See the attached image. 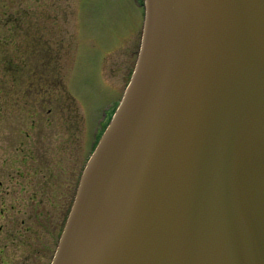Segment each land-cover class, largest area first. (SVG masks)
I'll list each match as a JSON object with an SVG mask.
<instances>
[{
	"label": "water",
	"instance_id": "1",
	"mask_svg": "<svg viewBox=\"0 0 264 264\" xmlns=\"http://www.w3.org/2000/svg\"><path fill=\"white\" fill-rule=\"evenodd\" d=\"M140 2L48 264H264V0Z\"/></svg>",
	"mask_w": 264,
	"mask_h": 264
},
{
	"label": "rangeland",
	"instance_id": "2",
	"mask_svg": "<svg viewBox=\"0 0 264 264\" xmlns=\"http://www.w3.org/2000/svg\"><path fill=\"white\" fill-rule=\"evenodd\" d=\"M141 19L135 0H0V174L43 150L51 211L120 94Z\"/></svg>",
	"mask_w": 264,
	"mask_h": 264
},
{
	"label": "flooded vegetation",
	"instance_id": "3",
	"mask_svg": "<svg viewBox=\"0 0 264 264\" xmlns=\"http://www.w3.org/2000/svg\"><path fill=\"white\" fill-rule=\"evenodd\" d=\"M42 155L43 150L36 160L0 174V264H29V247L37 248L36 264H48L53 253L77 176L74 168L62 206L51 211L46 181L58 178V169L56 165H45Z\"/></svg>",
	"mask_w": 264,
	"mask_h": 264
}]
</instances>
